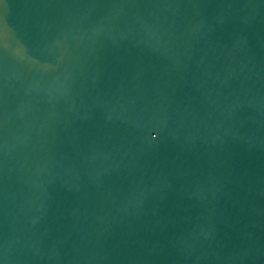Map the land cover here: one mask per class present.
Listing matches in <instances>:
<instances>
[{"label": "water", "instance_id": "95a60500", "mask_svg": "<svg viewBox=\"0 0 264 264\" xmlns=\"http://www.w3.org/2000/svg\"><path fill=\"white\" fill-rule=\"evenodd\" d=\"M0 264H264V0H0Z\"/></svg>", "mask_w": 264, "mask_h": 264}]
</instances>
